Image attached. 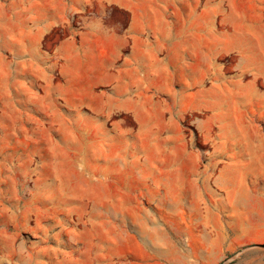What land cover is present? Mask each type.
I'll return each instance as SVG.
<instances>
[{
	"label": "rangeland",
	"instance_id": "rangeland-1",
	"mask_svg": "<svg viewBox=\"0 0 264 264\" xmlns=\"http://www.w3.org/2000/svg\"><path fill=\"white\" fill-rule=\"evenodd\" d=\"M0 264H264V0H0Z\"/></svg>",
	"mask_w": 264,
	"mask_h": 264
}]
</instances>
